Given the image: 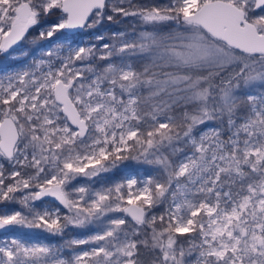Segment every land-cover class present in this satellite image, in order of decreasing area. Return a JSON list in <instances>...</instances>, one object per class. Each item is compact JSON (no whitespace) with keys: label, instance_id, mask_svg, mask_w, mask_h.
Here are the masks:
<instances>
[{"label":"snow or ice","instance_id":"6c2138e0","mask_svg":"<svg viewBox=\"0 0 264 264\" xmlns=\"http://www.w3.org/2000/svg\"><path fill=\"white\" fill-rule=\"evenodd\" d=\"M118 16L144 27L102 45L57 35ZM33 30L37 48L0 76V203L21 206L0 231H96L70 258L5 236L0 264H143L142 247L151 264H264V93L237 94L264 83V0H0V53ZM128 159L155 174L78 183Z\"/></svg>","mask_w":264,"mask_h":264},{"label":"rangeland","instance_id":"374dc122","mask_svg":"<svg viewBox=\"0 0 264 264\" xmlns=\"http://www.w3.org/2000/svg\"><path fill=\"white\" fill-rule=\"evenodd\" d=\"M134 3L137 4H160V5H167L169 0H134ZM59 13L56 16H50L44 18L42 23L51 22L57 19ZM135 18L133 17H116L113 21H108L106 18L104 21L97 26L91 28H85L80 30L68 31L64 30L57 35L61 37L63 40L72 41L73 43H94L97 45H102L105 41H97L95 37L97 35L103 34L106 38L110 36L113 32H126L131 35L134 32H138L144 26L138 22H134ZM164 35H167L169 32H175L177 30V25L174 22H164L163 24L158 26ZM35 36V31L33 30L32 35L29 36L26 40L22 41L20 45L15 46V53L12 52L13 56H16V60L11 62L7 60L8 53H0V76L11 74L15 72L21 65L19 63L22 60L23 52L28 51L32 52L34 48H37V45L32 43L33 37ZM48 46V42L44 41L41 42L40 48L34 53V55L38 58L41 55V51L44 47ZM18 49L19 52H18ZM132 61L134 62L136 67H141L138 58L133 57ZM106 61L96 60L94 64L96 66H101L105 64ZM264 93V83L259 81L251 82L248 86H241L237 90V94L239 96L246 97L248 94L260 95ZM246 111L245 108L240 109V114H243ZM212 127L218 126L217 124H212ZM209 125H200L197 129V132L200 130L206 129ZM227 135V134H225ZM7 166V165H6ZM156 169L154 166L145 164L142 160H135V159H128L124 161L117 162V166L112 168L110 171L106 173H102L100 176H97L91 180L83 179L78 181V183H85L94 185L99 187L100 185H112L117 182L123 181L130 176L135 177H146L148 175H154ZM49 202H51V198H46ZM39 203V202H38ZM4 210H21V206L18 203H0V211ZM156 213H160L163 211V207H159L153 210ZM119 215V214H116ZM96 231L93 225H88L83 228H73L69 227L65 230L63 235L58 236H49L46 233L41 232L38 229H26V228H16L11 229L8 231H0V239L4 238L5 236H9L12 234H16L18 236H24L25 238L31 239H41L45 242L57 246L61 253L70 258L75 252H78L83 249H87L90 247L89 245H83L80 247L69 245L68 241L72 239H83L91 236ZM141 260L143 264H151L153 259L152 251L148 248H141ZM190 259H194L191 257Z\"/></svg>","mask_w":264,"mask_h":264},{"label":"bare ground","instance_id":"6f19581e","mask_svg":"<svg viewBox=\"0 0 264 264\" xmlns=\"http://www.w3.org/2000/svg\"><path fill=\"white\" fill-rule=\"evenodd\" d=\"M20 49H18L19 52ZM16 51H14L13 53H15ZM14 59L16 60V56H13L12 54L7 55V60L14 62Z\"/></svg>","mask_w":264,"mask_h":264},{"label":"water","instance_id":"95a60500","mask_svg":"<svg viewBox=\"0 0 264 264\" xmlns=\"http://www.w3.org/2000/svg\"><path fill=\"white\" fill-rule=\"evenodd\" d=\"M74 30H80V29H73V30H68V31H74Z\"/></svg>","mask_w":264,"mask_h":264}]
</instances>
